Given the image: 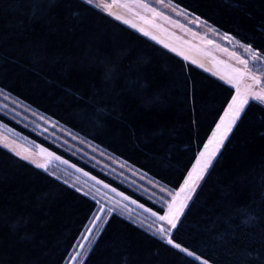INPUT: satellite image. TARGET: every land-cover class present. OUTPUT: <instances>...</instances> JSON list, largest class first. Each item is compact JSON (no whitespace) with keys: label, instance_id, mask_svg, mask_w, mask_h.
I'll return each instance as SVG.
<instances>
[{"label":"trees","instance_id":"1","mask_svg":"<svg viewBox=\"0 0 264 264\" xmlns=\"http://www.w3.org/2000/svg\"><path fill=\"white\" fill-rule=\"evenodd\" d=\"M165 1L264 57V0ZM0 94L172 190L233 90L84 0H0ZM0 124L157 210L1 108ZM95 209L0 147V264H65ZM170 238L208 264H264V106L245 107ZM82 264L201 263L113 213Z\"/></svg>","mask_w":264,"mask_h":264},{"label":"rangeland","instance_id":"2","mask_svg":"<svg viewBox=\"0 0 264 264\" xmlns=\"http://www.w3.org/2000/svg\"><path fill=\"white\" fill-rule=\"evenodd\" d=\"M95 2L110 4L113 3V0H94V3ZM145 4L148 5L147 8L143 7ZM97 9L114 19L119 15L121 19H116L117 21L156 44L163 47H165V44L168 45V47H165L166 49L183 59L187 57L185 60H187L188 63L190 62L195 67L207 72L217 80H222L229 86L231 84L227 82L228 77L234 75L232 69H240L241 71L245 69V66L239 63L237 57L239 59H247L249 61V73L259 77L262 84H264V60L260 62L253 61L251 59V54L245 51V46L226 35L219 34L199 19L185 13L165 0H118L117 5L111 10L113 13L112 15H109L107 11L101 8ZM151 9H155V12L151 11ZM157 13H159V15H157ZM124 20H127L128 23H124ZM133 24L136 25L135 28L131 26ZM139 29L147 31L149 35L145 36ZM152 36H155L156 39L153 40L151 38ZM209 41L212 43H209ZM173 48L175 51H172ZM233 53H235V55H232ZM193 60H195V63L192 62ZM253 65H257V67ZM221 77H223V79ZM248 84H253V81L245 78L240 84L241 91H243L245 85ZM231 88L233 90V98L236 95V88L233 85H231ZM253 90L259 92L261 88L259 86H254ZM231 100L228 105L231 103ZM249 102H255L264 106V103H260L256 100L250 99ZM228 105L205 144L212 138V134L216 130V126L220 123L221 118H223ZM0 108L3 112L6 111V113L14 117L15 120L41 139L59 148L91 170L112 180L115 184L137 194V196H140L143 200L159 210L157 211L142 205L120 190L107 184L105 181L95 177L90 172L58 157L51 151L14 132L7 126L0 124V147L2 149L33 167L52 174L69 186L89 196L96 203L94 214L77 240L65 264H82L104 223L113 213H119L150 234L158 237L164 242L167 241L174 229H172L171 225L166 221H160L157 217L168 213V206L173 204L175 193L183 187L184 181L188 178V174L192 171L193 167L196 166V161L199 158L200 152L204 150V146L198 153L188 173L178 184V187L171 190L150 180L125 163L109 156L68 130L32 112L30 109H27L2 94H0ZM223 146L224 144L222 147ZM17 153H19V155H17ZM217 156L213 159V163ZM23 157H27V159ZM37 164H43L45 167H37ZM211 166L207 169L203 179L196 182V190L192 194V198ZM104 185H108V187ZM113 189H115V191H113ZM184 195L183 193L181 194V201L184 199ZM125 197H127V199H125ZM191 200L186 202L187 206L190 204ZM177 203H179V201H177ZM153 212L156 213V216L152 215ZM183 213L180 215V218ZM96 217H99V219H95ZM161 227L166 229L165 234L158 231ZM89 229H91V232H89ZM85 237H87V239H85ZM80 245H83V247L81 248ZM72 257L76 258L72 259ZM197 261L203 264L202 260Z\"/></svg>","mask_w":264,"mask_h":264},{"label":"snow or ice","instance_id":"3","mask_svg":"<svg viewBox=\"0 0 264 264\" xmlns=\"http://www.w3.org/2000/svg\"><path fill=\"white\" fill-rule=\"evenodd\" d=\"M84 2L93 5L94 7L101 8L108 12L109 15H112V8L117 5L118 0H113V3L106 4L95 2L94 0H84ZM143 7L147 8L148 5L145 4ZM151 11L155 12V9H151ZM159 15V13H157ZM116 19H121L119 15L115 17ZM124 23H128L127 20L123 21ZM133 28L136 27L135 24L131 25ZM145 36H148L149 33L144 31L143 29H139ZM153 40L156 39L155 36L151 37ZM227 38V37H225ZM209 43H212L209 41ZM168 47V45H164ZM172 51H175L173 48ZM245 51L251 54V59L253 61L260 62L264 60V57H261L259 53L253 51L250 47H246ZM232 55H235L233 53ZM187 59V57H185ZM239 63L245 66L244 71L240 69H232L234 75L228 77V83L233 85L236 88V95L232 98L231 103L228 105L227 110L224 113L223 118H221L220 123L216 126V130L212 134V138L208 140V143L204 145V150L200 152L199 158L196 161V166L193 167L192 171L188 174V178L184 181L183 187L180 188L178 192L175 193L173 197V204L168 206V213L166 215H160L157 218L160 221H166L169 225H171L172 229L177 228V221L180 219V215L183 213L184 209L187 207V201L192 199V194L196 190V182L198 180L203 179L204 174L207 169L212 165L213 159L217 156L220 151V148L224 144V141L227 139L229 133H231L233 127L237 124L239 119L241 118L242 113L245 110V107L249 104V100H256L260 103H264V84H262L261 79L255 75H252L248 71L249 61L247 59H239ZM195 63V60L192 61ZM202 66V65H201ZM257 67V65H253ZM223 79V77H221ZM249 79L253 81V84L245 85L244 90L241 91L240 84L245 79ZM254 86H259L261 91H254ZM7 146V145H6ZM19 155V153H17ZM27 159V157H23ZM37 167L44 168L45 165L37 164ZM108 187V185H104ZM115 191V189H113ZM184 195V199L181 201V194ZM127 199V197H125ZM179 201V203H177ZM147 210V209H146ZM153 216H156V213H152ZM95 219H99L96 217ZM158 231L162 234L166 233V229L161 227ZM91 232V229H89ZM87 239V237H85ZM169 245H172L174 248L180 250L181 252L186 253L188 256H194L196 260H200V256H195V254L189 251L187 248L182 247L179 243L174 242L170 237L166 241ZM82 248L83 245H80ZM76 257H72L75 259ZM203 264H208L207 260H203Z\"/></svg>","mask_w":264,"mask_h":264},{"label":"crops","instance_id":"4","mask_svg":"<svg viewBox=\"0 0 264 264\" xmlns=\"http://www.w3.org/2000/svg\"><path fill=\"white\" fill-rule=\"evenodd\" d=\"M159 45V44H158ZM161 46V45H160ZM161 47H163V46H161ZM163 48H165V47H163ZM166 49V48H165ZM166 50H168V49H166ZM169 51V50H168ZM171 52V51H170ZM171 53H173V52H171ZM173 54H175V53H173ZM176 56H178L177 54H175ZM178 57H180V56H178ZM181 59H183L182 57H180ZM184 61H186V62H188L187 60H185V59H183ZM190 63V62H189ZM191 64V63H190ZM191 65H193V64H191ZM194 66V65H193ZM199 69V68H198ZM203 71V70H202ZM205 72V71H204ZM205 73H207V72H205ZM208 74V73H207ZM219 81H221V82H223L222 80H220V79H218ZM223 83H225V82H223ZM226 84V83H225ZM227 86H229L228 84H226ZM230 88H231V85L229 86Z\"/></svg>","mask_w":264,"mask_h":264}]
</instances>
